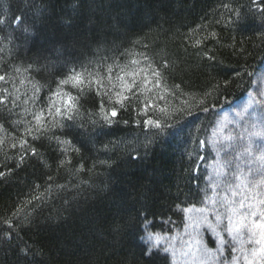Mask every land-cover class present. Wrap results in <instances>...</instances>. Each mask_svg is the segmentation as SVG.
<instances>
[{
  "label": "trees",
  "instance_id": "trees-1",
  "mask_svg": "<svg viewBox=\"0 0 264 264\" xmlns=\"http://www.w3.org/2000/svg\"><path fill=\"white\" fill-rule=\"evenodd\" d=\"M263 64L264 0H0V264H171L145 233L220 186L213 129Z\"/></svg>",
  "mask_w": 264,
  "mask_h": 264
},
{
  "label": "rangeland",
  "instance_id": "rangeland-1",
  "mask_svg": "<svg viewBox=\"0 0 264 264\" xmlns=\"http://www.w3.org/2000/svg\"><path fill=\"white\" fill-rule=\"evenodd\" d=\"M66 102L61 95L58 107ZM210 146L215 159L209 173L220 186L205 206L186 209L181 229L152 232L160 237L155 249L171 264H264L259 235L251 231L264 212V65L252 90L221 113Z\"/></svg>",
  "mask_w": 264,
  "mask_h": 264
},
{
  "label": "snow or ice",
  "instance_id": "snow-or-ice-1",
  "mask_svg": "<svg viewBox=\"0 0 264 264\" xmlns=\"http://www.w3.org/2000/svg\"><path fill=\"white\" fill-rule=\"evenodd\" d=\"M159 75V74H157ZM4 77L0 76V80H3ZM122 79V78H121ZM73 82L74 86H80L81 84L84 83L83 78L79 75H72V76H68L67 78L63 79L60 81V84L62 85H66L69 82ZM56 95H61V93L57 92ZM64 96H67V102L65 105V108L62 110L60 107L56 106L55 104H53L50 108H49V114L52 115L53 119L55 120V124L53 126L55 127H60L63 128L65 127L64 123H63V119L66 118L67 120H73L74 116H73V109L76 108V104H77V100L75 97H72L70 94L68 93H63ZM63 103V101H62ZM101 115L102 118L108 122L111 123V117H115L117 116V110L115 108H112L110 111L109 110H105L102 106H101ZM56 117H61V119L56 120ZM37 123L39 125L40 123V117H37ZM147 123L151 124L153 123V121L149 120L147 121ZM159 126V123L157 122V127ZM46 130L41 132V136L45 135ZM41 136H34L33 139H40ZM24 143H27L26 141ZM58 143H67L70 144V141H58ZM74 147V146H73ZM32 153L33 155H36V149L32 148ZM75 151H79V149H75ZM21 160H23V157H21ZM61 163H63V161H61ZM252 216H255L256 213L253 212L251 214ZM260 220H254L251 222V231L253 233V235H259V240L257 241V243L261 244L262 247L260 248V252L264 253V212L260 213ZM219 219V217H218ZM257 230L258 233H257ZM145 240L146 245H148L144 250H143V254L147 257H151L153 255L156 254L155 248H156V244H159V240L160 237L159 235H155L151 232V231H146V235L143 238ZM155 239V244L152 243V241Z\"/></svg>",
  "mask_w": 264,
  "mask_h": 264
}]
</instances>
